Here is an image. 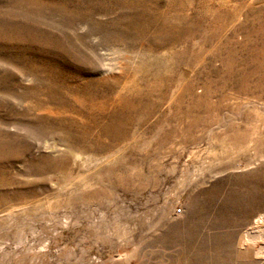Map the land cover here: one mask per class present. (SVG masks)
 <instances>
[{
  "label": "rangeland",
  "instance_id": "obj_1",
  "mask_svg": "<svg viewBox=\"0 0 264 264\" xmlns=\"http://www.w3.org/2000/svg\"><path fill=\"white\" fill-rule=\"evenodd\" d=\"M0 264H264V0H0Z\"/></svg>",
  "mask_w": 264,
  "mask_h": 264
},
{
  "label": "built area",
  "instance_id": "obj_2",
  "mask_svg": "<svg viewBox=\"0 0 264 264\" xmlns=\"http://www.w3.org/2000/svg\"><path fill=\"white\" fill-rule=\"evenodd\" d=\"M175 213H176L177 215H179V214L181 213V210H180V209H177V210L175 211Z\"/></svg>",
  "mask_w": 264,
  "mask_h": 264
}]
</instances>
